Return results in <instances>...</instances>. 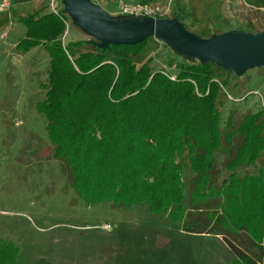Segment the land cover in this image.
<instances>
[{"label":"trees","instance_id":"1","mask_svg":"<svg viewBox=\"0 0 264 264\" xmlns=\"http://www.w3.org/2000/svg\"><path fill=\"white\" fill-rule=\"evenodd\" d=\"M62 10L24 18L16 49L41 47L48 57L39 111L78 200L166 215L185 233L222 238L233 264H264V111L237 120L230 112L222 122L225 86L243 76L195 61L176 65L175 82L151 62L137 68L153 38L106 51L90 39L65 44ZM17 258L0 240V264Z\"/></svg>","mask_w":264,"mask_h":264},{"label":"rangeland","instance_id":"2","mask_svg":"<svg viewBox=\"0 0 264 264\" xmlns=\"http://www.w3.org/2000/svg\"><path fill=\"white\" fill-rule=\"evenodd\" d=\"M51 1L42 0L34 10L12 5L0 14V240L17 248L18 264H233L234 255L220 237L185 233L166 215L150 216L139 207H87L78 200L52 159L46 119L39 111L48 57L41 47L25 53L16 49L26 33L22 20L34 11L50 14ZM175 1L140 2L168 7V17L176 13L189 32L204 38L209 32L264 31V0H184L179 13ZM118 2L101 0L99 6L115 17ZM54 3L62 8L60 0ZM88 39L69 20L63 42ZM153 40L135 58L137 68L151 62L159 72L163 64L183 63L164 44L154 57L158 43ZM225 91L231 99H225L222 122L230 112L237 120L264 111V67L232 79ZM222 164L219 156V170Z\"/></svg>","mask_w":264,"mask_h":264},{"label":"water","instance_id":"3","mask_svg":"<svg viewBox=\"0 0 264 264\" xmlns=\"http://www.w3.org/2000/svg\"><path fill=\"white\" fill-rule=\"evenodd\" d=\"M62 13L101 51L153 38L186 62L212 63L236 78L264 67V31L234 30L208 38L189 32L176 18L111 16L92 0H60Z\"/></svg>","mask_w":264,"mask_h":264},{"label":"built area","instance_id":"4","mask_svg":"<svg viewBox=\"0 0 264 264\" xmlns=\"http://www.w3.org/2000/svg\"><path fill=\"white\" fill-rule=\"evenodd\" d=\"M10 7V0H1L0 1V14L6 12ZM52 13L57 14L58 9L55 6L54 0L51 1ZM168 7L163 8L158 5L148 4L144 2H135V3H121L117 7V16L124 17H145V18H167ZM176 64L173 65H161L160 74L167 78L168 80L175 82L177 81L176 77ZM226 97L231 99L227 94ZM233 101V100H232Z\"/></svg>","mask_w":264,"mask_h":264},{"label":"crops","instance_id":"5","mask_svg":"<svg viewBox=\"0 0 264 264\" xmlns=\"http://www.w3.org/2000/svg\"><path fill=\"white\" fill-rule=\"evenodd\" d=\"M1 1V0H0ZM95 4H97V5H99V4H101V0H92ZM140 1H142V0H140ZM139 0H119V2H118V5L119 4H121V3H135V2H140ZM148 1H150V2H157V1H161V0H148ZM42 0H10V6L12 7V5L13 6H16L17 8H19V9H23V7H30L31 9L33 8V10L35 9V8H40L41 7V5H42ZM185 2H184V0H176L175 1V7L177 8V12L179 13V10L182 8V7H184L185 6V4H184ZM34 12H40V11H34ZM33 12V13H34ZM32 13V14H33ZM32 14H30V15H32ZM30 15H28V16H30ZM27 16V17H28ZM26 18V17H25ZM153 42H156V40H153ZM156 43H158L157 44V46H158V51H157V54H155L154 55V57H156V56H158V54L163 50V43H161V42H156ZM165 45V44H164ZM166 46V45H165ZM166 47H168V46H166ZM169 48V47H168ZM170 49V48H169ZM171 50V49H170Z\"/></svg>","mask_w":264,"mask_h":264}]
</instances>
